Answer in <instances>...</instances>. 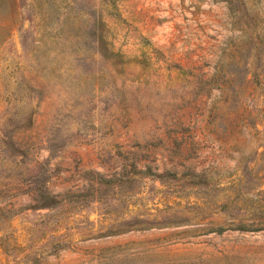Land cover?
Listing matches in <instances>:
<instances>
[{"label":"rangeland","instance_id":"374dc122","mask_svg":"<svg viewBox=\"0 0 264 264\" xmlns=\"http://www.w3.org/2000/svg\"><path fill=\"white\" fill-rule=\"evenodd\" d=\"M0 264H264V0H0Z\"/></svg>","mask_w":264,"mask_h":264}]
</instances>
